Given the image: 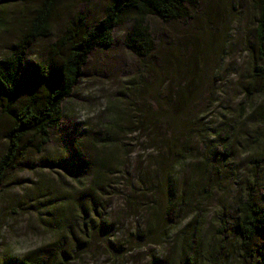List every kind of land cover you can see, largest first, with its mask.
<instances>
[{
  "label": "rangeland",
  "instance_id": "374dc122",
  "mask_svg": "<svg viewBox=\"0 0 264 264\" xmlns=\"http://www.w3.org/2000/svg\"><path fill=\"white\" fill-rule=\"evenodd\" d=\"M40 1L0 0V19L27 18ZM104 5L59 0L29 62L46 56L73 11L91 23ZM188 12L148 17L147 57L123 47L129 22L90 53L48 143L0 186V264L35 238L46 241L34 250L46 264H181L188 254L194 264H264V219L245 251L235 228L237 196L264 207V125L252 115L263 96L252 78L254 64L264 67L257 11L251 0H195ZM15 38L0 30V56Z\"/></svg>",
  "mask_w": 264,
  "mask_h": 264
},
{
  "label": "trees",
  "instance_id": "16d2710c",
  "mask_svg": "<svg viewBox=\"0 0 264 264\" xmlns=\"http://www.w3.org/2000/svg\"><path fill=\"white\" fill-rule=\"evenodd\" d=\"M74 5L90 0H71ZM102 14L88 23L85 13L73 11L63 31L48 45L43 59L28 60V52L40 38L50 35L56 19L59 0H41L29 17L11 22L0 19V30H12L15 40L0 56V118L5 119L1 130L6 146L0 155V186L8 170L28 152L39 153L50 138V129L62 119V103L68 98L81 78L90 53L113 43L114 28L125 22L129 29L122 38L123 47L135 57H147L154 49V39L148 17L166 23L179 18H190L189 7L195 0H104ZM257 11L255 27L256 63L264 62V0H251ZM254 64L252 78L261 82L257 91L263 96L253 106V117L264 125V67ZM253 85V84H251ZM246 93L248 89L245 88ZM251 103L254 104V101ZM171 119V118H170ZM172 120V119H171ZM173 123V121H171ZM252 166V163L250 162ZM159 171V169L157 170ZM159 185L170 184L167 173ZM247 194V193H246ZM248 195V194H247ZM240 218L235 222L238 250L245 251L252 238L261 232L264 207L250 197L235 199ZM261 207V208H260ZM242 255V254H241ZM9 264H46L44 253L29 251L21 258H11ZM181 264H194L191 254Z\"/></svg>",
  "mask_w": 264,
  "mask_h": 264
},
{
  "label": "clouds",
  "instance_id": "9594fccd",
  "mask_svg": "<svg viewBox=\"0 0 264 264\" xmlns=\"http://www.w3.org/2000/svg\"><path fill=\"white\" fill-rule=\"evenodd\" d=\"M46 241L42 238H35L30 243L26 244L25 246H14V252L18 255L25 254L29 251H33L36 248L42 246Z\"/></svg>",
  "mask_w": 264,
  "mask_h": 264
}]
</instances>
